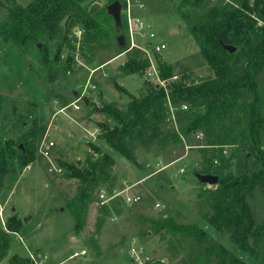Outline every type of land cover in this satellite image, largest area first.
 <instances>
[{"label": "rangeland", "instance_id": "rangeland-1", "mask_svg": "<svg viewBox=\"0 0 264 264\" xmlns=\"http://www.w3.org/2000/svg\"><path fill=\"white\" fill-rule=\"evenodd\" d=\"M5 1L3 5L0 0L1 22L7 15V6L27 5L33 0ZM208 1L213 4V0ZM107 2L94 0L93 4ZM120 2L122 31H117L110 14L102 26L107 34L86 43L85 30L78 22L66 37L56 35L49 40L48 56L54 62L51 65L41 62L36 49L25 53L14 43H0V94L5 97L0 108L1 143L9 151V144L29 132L36 122L38 127H45L43 136H38V147L45 140L54 142L50 159L38 148V157L30 162V168L21 165L17 158L9 160L10 171L0 191V233L13 212L24 225L18 232L10 233L9 252L0 264H8L15 254L42 264L34 259L39 252L43 258L47 254L52 264H154L157 260L165 264H216V258L212 256L207 262L205 256L210 242L226 246L250 264H260L232 241L229 231L215 230L204 221L212 211L211 191L217 184L202 182L196 175L208 164L199 148L206 143V136L201 131L183 133L193 119L188 102L167 100L158 125L146 130L143 138L136 136L129 142L131 158L112 151V179L101 180L93 191L83 223L78 210L69 206L70 199L79 196L81 181L68 177V170L56 161L82 166L89 155H97L93 144L102 145L105 152L109 147L100 123L115 125L112 117L93 109L106 103L125 109L133 96H141L148 82H158L157 78L147 77V67L133 74L121 69L129 58L146 57L143 51L128 50V11L148 21L167 44L153 57L156 63L167 60L175 66L174 76L165 79L163 86L174 80L192 84L214 75L201 55L191 26L181 18L179 7L183 0ZM202 5L195 4L193 12L204 13ZM66 19L62 20L63 26ZM120 33L126 38L124 47L118 41ZM39 44L43 47V42ZM258 79L264 116V69ZM244 98H253V92L245 93ZM242 128V124L237 125L236 137ZM173 133H179V138ZM241 139L246 141L241 135L235 144L224 146L223 157L215 156L214 167L221 165L219 171L223 175L239 176L261 165L255 156L246 160L248 147ZM262 142L264 145V134ZM102 191L116 197L102 204L98 197ZM249 200L256 218L263 220L264 186L257 187ZM103 206L109 207L108 211ZM171 216L182 223L205 225L207 241L200 246L187 237L160 233L158 222ZM133 249L135 253L131 255ZM82 250L86 252L73 256Z\"/></svg>", "mask_w": 264, "mask_h": 264}, {"label": "trees", "instance_id": "trees-1", "mask_svg": "<svg viewBox=\"0 0 264 264\" xmlns=\"http://www.w3.org/2000/svg\"><path fill=\"white\" fill-rule=\"evenodd\" d=\"M107 1L104 5L93 4L94 0H33L27 5L14 3L6 7L8 16L0 22V43H14L25 53L36 49L41 62L51 65L54 62L48 56L49 40L56 38V35L66 37L78 22L85 30L86 43L97 41L107 34L102 31V26L110 17L107 6L114 0ZM214 2L209 5L208 0H183V5L179 7L181 18L191 26L201 55L214 75L192 84L174 80L163 86L148 82L141 96H133L125 109L113 103L95 107L93 111L108 115L115 121V125L106 121L100 123L109 149L104 152L102 145L93 144L98 153L89 155L82 166L60 159L56 162L68 170V177L81 181L79 196L70 199L68 204L78 210L83 223L93 191L101 180L112 179L115 164L112 151L131 158L133 155L129 142L136 136L143 138L146 130L158 125L167 100L188 102V111L192 113L193 119L183 129V133L201 131L205 134L206 143L200 144L199 148L208 164L202 173L219 176L217 187L211 191L212 211L205 216L204 221L215 230L229 231L235 244L258 263L264 264V219L259 221L256 218L249 200V195L257 187L264 186V116L258 93V77L264 69V0ZM6 3L3 0L2 4ZM200 3H203L201 9L205 10L204 13L193 12V6ZM65 17L66 28L62 24ZM41 42L43 47L39 46ZM226 45H233L236 50L230 52ZM58 58L59 55L55 60ZM148 64L149 59L146 57L129 58L121 65V69L125 74H133L144 70ZM158 67L162 79L174 76L175 66L167 60L158 61ZM248 92H253V98H244ZM4 98L0 94V108ZM227 120H230V124H227ZM239 124L243 128L236 137V127ZM44 133L45 127H38L36 122L29 132L9 144V151L6 152L0 141V191L10 171L9 160L17 158L23 166L36 160L39 148L36 142L38 136L42 137ZM241 135L246 137V141L241 139L248 147L246 160L255 156L261 161V165L258 169L239 176L223 175L219 171L221 165L214 167L215 156L223 157L224 146L235 144ZM173 136L179 138L180 134L173 133ZM210 155L211 158L208 157ZM103 207L108 211L109 207ZM23 222L17 212H13L8 218L0 233V259L9 252L10 233L18 232L23 227ZM158 226L162 234L187 237L200 246L208 238L205 225L196 222L182 223L172 216L161 219ZM205 251L207 262H211L213 256L217 259L216 264H250L245 257L234 254L217 242H210ZM8 264L36 263L15 254ZM154 264L165 263L157 260Z\"/></svg>", "mask_w": 264, "mask_h": 264}, {"label": "built area", "instance_id": "built-area-1", "mask_svg": "<svg viewBox=\"0 0 264 264\" xmlns=\"http://www.w3.org/2000/svg\"><path fill=\"white\" fill-rule=\"evenodd\" d=\"M215 2L224 1V0H213ZM227 1V0H225ZM126 29V38L128 42V50H138L143 51L145 56L149 59V65L146 68V73L148 78H157L159 84L164 85L165 79H162L160 76V70L158 67V63H156L153 59L155 52H160L164 50L167 44L160 40L157 33L151 26V24L143 18L133 16L128 11L127 19L125 23ZM144 40V41H143ZM146 42V43H145ZM41 147H39V153L42 154L44 157L49 158L51 157V151L54 145L53 140H45L42 141ZM31 164L27 165V168H30ZM99 200L102 204H107L113 197L116 195L110 196L107 195L104 191L100 192ZM131 200V198H129ZM137 198H135L136 200ZM86 250H82L76 252L73 256H78L79 254H84ZM135 253V250H132V254ZM38 264V263H36ZM60 264H63L60 263Z\"/></svg>", "mask_w": 264, "mask_h": 264}, {"label": "water", "instance_id": "water-1", "mask_svg": "<svg viewBox=\"0 0 264 264\" xmlns=\"http://www.w3.org/2000/svg\"><path fill=\"white\" fill-rule=\"evenodd\" d=\"M122 3L120 0H114L111 3L108 4L107 10L108 13L111 14L115 20L116 29L117 31H122L123 28V22H122ZM125 35L123 33H120L118 35V41L122 46H125ZM40 46V44H39ZM227 49H229L230 52H234L236 50V47L233 45H226ZM198 179L202 182H207L210 184L216 185L218 183L219 177L216 174L212 173H197L196 174Z\"/></svg>", "mask_w": 264, "mask_h": 264}, {"label": "crops", "instance_id": "crops-1", "mask_svg": "<svg viewBox=\"0 0 264 264\" xmlns=\"http://www.w3.org/2000/svg\"><path fill=\"white\" fill-rule=\"evenodd\" d=\"M6 13H7V15H6V17L4 18V19H6L7 18V16H8V11L6 10ZM4 19L2 20V21H4ZM1 22V21H0ZM15 209V208H14ZM13 209V210H14ZM34 259H36V260H41L42 261V264H46V262L48 263V264H52V263H49V262H51V261H49L48 260V255L46 254L45 256H44V258H43V256H42V254H40V252H39V254L36 256V257H34ZM33 260V259H32Z\"/></svg>", "mask_w": 264, "mask_h": 264}]
</instances>
